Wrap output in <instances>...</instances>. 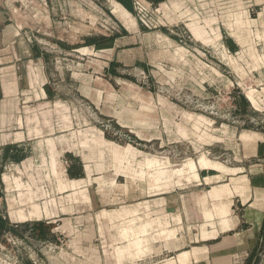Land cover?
Listing matches in <instances>:
<instances>
[{
	"label": "crops",
	"instance_id": "0c3cea01",
	"mask_svg": "<svg viewBox=\"0 0 264 264\" xmlns=\"http://www.w3.org/2000/svg\"><path fill=\"white\" fill-rule=\"evenodd\" d=\"M208 1L0 0V218L8 227L0 258L4 247L21 244L8 251V264H45L48 239L60 235L57 249L76 242L74 253L88 264H249L258 255L264 131H236L229 146L179 166H163L173 155L128 144L122 159L152 162L145 169L152 194L134 199L130 179L120 191L106 179L111 168L97 171V145L112 141L79 118L135 65L148 82H176L200 95L232 88L243 112L264 114V0H236L232 9L219 3L216 26ZM153 109L152 120L121 126L138 143L181 144L176 129L191 125L194 113L173 103ZM182 175L187 184L178 187ZM49 224L50 233L37 234L36 226Z\"/></svg>",
	"mask_w": 264,
	"mask_h": 264
},
{
	"label": "rangeland",
	"instance_id": "374dc122",
	"mask_svg": "<svg viewBox=\"0 0 264 264\" xmlns=\"http://www.w3.org/2000/svg\"><path fill=\"white\" fill-rule=\"evenodd\" d=\"M208 2L209 8L212 10V14L209 18L210 22H212L214 26H216L217 15L215 10L218 4L221 3L225 6L224 8L232 9L236 7L237 3L236 0H209ZM230 12L231 11L228 10L226 11V14H229ZM152 51H154V49ZM133 67L142 69L139 65H135ZM132 70L133 68L129 71L122 72V77L124 78V80H113L111 95L107 96L106 98L102 97L101 101L97 104V109L91 107V109H87L86 111H84V114L80 113L79 118L81 121L91 120L95 122L98 128L106 133L107 138L112 141L111 146L108 147H105V145H97L98 158L101 159L97 162V171L105 174V169L111 168V171L106 173L108 177L106 179H109L107 181H116V184L119 186L120 191L125 190L124 187L123 189L121 187V184L125 182V179H130V184L126 188L129 187L130 189H133L134 194L132 195V197H134V199L140 197L142 198L143 196H145V194H147V192H149L148 194H152L153 185L151 181L153 180V175L151 173H148V170H145L147 168H152V162L140 159L138 160L137 157H134V159L129 161L126 158L122 159V156H124V154L130 153V151L126 149L128 144L142 152L149 154L159 152L162 154L166 153L173 155V161L171 162L162 159L165 162L163 166H168L170 163L179 166L185 158L198 157L207 149L214 146H229L234 138V132L236 133V131L257 130L255 126L251 125H232L227 121V117L219 118L209 113L190 109L186 106V104L181 103L178 98H175L173 95H170L167 92H159L154 81H144L139 75H137V73ZM173 84L174 83L168 85L172 86ZM189 92L198 94V92L192 90H190ZM204 96L208 97L206 101L220 106L223 114L226 113V102L223 103L221 101L222 96L216 95L215 91H210L208 95ZM159 98L161 99L159 100ZM218 98L220 99V101L218 100ZM68 103L71 102L68 101ZM170 103L181 105L185 107V109L187 108L189 111H192L194 113L191 125H185L186 123L182 122L178 129H176V131L179 133L177 138L181 140V144H177V146H175L174 144H170L161 145L159 147L157 144H153L151 142H146L144 144L138 143L134 139V137H132V134H130V132L126 128L121 126L123 122L128 121L134 122L136 124L138 118H142L143 115H145V118L147 120H152L153 116H156V112L154 114L153 111L154 106L164 104L166 105ZM80 104L82 105L84 104V102L80 101ZM242 114L254 115L252 113H245L243 111ZM147 123L148 122H146L145 124L146 127L149 125ZM105 124H110L111 128L106 130L104 127ZM129 136L131 137L130 142L128 140ZM216 138H219L218 142L216 141ZM105 152L106 154L112 153V158H110V156L105 157ZM211 156H219L218 158L214 159L223 161L225 163H230V158L225 153H218L214 151ZM128 166H130L131 169H128ZM185 176H178V179H176L178 187L184 186V184L186 183L184 179ZM167 177L168 174L163 173L161 175V189L168 186L166 185L168 182H164L166 180L165 178ZM141 180H144L143 184L141 183ZM18 232L23 233L24 230L19 229ZM63 239V235H60L59 239H48V245L46 247L47 253H45L46 257L44 258L45 264L89 263V258L74 253L76 251V242L66 241V244L63 246L64 252L58 250L56 246H59L60 248V246H62L61 244L65 243V241L62 242ZM83 244L86 246L87 242H83ZM35 247L36 249H41L45 246L44 244L37 243ZM4 248H6V250L1 253L2 256L0 258V264L9 263L8 258L10 253L8 251H11V255H13L14 253L12 252V250H24V247L21 244L18 245L17 248H13L11 250L7 246ZM76 252L78 253V251ZM92 260L95 261L94 258ZM249 264H264V244L261 246L258 255L256 257H253Z\"/></svg>",
	"mask_w": 264,
	"mask_h": 264
},
{
	"label": "built area",
	"instance_id": "2783aa9c",
	"mask_svg": "<svg viewBox=\"0 0 264 264\" xmlns=\"http://www.w3.org/2000/svg\"><path fill=\"white\" fill-rule=\"evenodd\" d=\"M187 43V42H186ZM45 50L60 54L61 50L58 49L56 46H52L49 44H42ZM137 75H139L144 81H148V75L139 68L133 67V70ZM157 87V90L161 93L167 92L170 95H173L175 98L186 104V106L190 109L201 111L204 113H209L216 117H227V121L232 125H251L255 126L257 130L264 131V114H254V115H244L242 114L241 108L237 105L236 100L238 96L234 93L233 89H220L216 91V95L222 96L221 101L224 103L226 102V113L223 114L220 106L215 105L214 103H209L206 101L208 97L200 94H193L189 92L190 90L186 89L185 86L171 82L169 84L174 83L172 86L166 83H160L158 81H154ZM232 85V84H231ZM220 101V99L218 98ZM105 129H110V124L104 125ZM128 140L131 141L130 137ZM219 156H214V158H218Z\"/></svg>",
	"mask_w": 264,
	"mask_h": 264
},
{
	"label": "trees",
	"instance_id": "16d2710c",
	"mask_svg": "<svg viewBox=\"0 0 264 264\" xmlns=\"http://www.w3.org/2000/svg\"><path fill=\"white\" fill-rule=\"evenodd\" d=\"M51 227L52 225L50 224L47 226L39 225V226H36V232L38 235H44L48 232L50 233ZM6 229H8V227L4 224V222L0 218V233L3 231H6Z\"/></svg>",
	"mask_w": 264,
	"mask_h": 264
}]
</instances>
